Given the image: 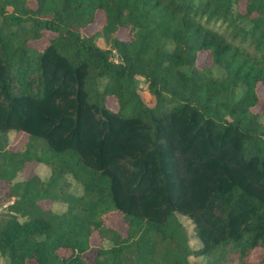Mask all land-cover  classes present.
<instances>
[{
  "label": "trees",
  "instance_id": "1",
  "mask_svg": "<svg viewBox=\"0 0 264 264\" xmlns=\"http://www.w3.org/2000/svg\"><path fill=\"white\" fill-rule=\"evenodd\" d=\"M199 52L208 63L197 65ZM257 82L264 0H0V181L12 197L0 213L3 264H249L264 248ZM11 130L28 134L23 149L8 146ZM27 161L49 176L14 180ZM114 211L125 235L107 223ZM94 232L110 244L92 245Z\"/></svg>",
  "mask_w": 264,
  "mask_h": 264
},
{
  "label": "rangeland",
  "instance_id": "2",
  "mask_svg": "<svg viewBox=\"0 0 264 264\" xmlns=\"http://www.w3.org/2000/svg\"><path fill=\"white\" fill-rule=\"evenodd\" d=\"M102 18H103L102 11L96 10V13H95L96 21L94 23L87 25L85 27V29L88 32L93 31L94 29H96L99 26V24L102 21ZM119 34H120V36H126L125 32H120ZM51 35H53V33L49 32L47 36L35 41L34 43L36 44V46L42 47L47 42L49 36H51ZM95 42L103 48L107 47V44L103 41L102 37H96ZM112 52L114 53V55H112L111 58L116 60L117 59L116 52L114 50H112ZM208 61H209V58H208L207 53H205V52H202V53L199 52L198 53V57L196 60L197 65H204V64L208 63ZM136 78H137V85H136L135 89H136L137 93L139 94L141 99L147 105L153 106L156 99H155L154 94L152 92H150V90H149L148 80L143 78V76H141V75H136ZM256 90H257V93L259 96L258 102L256 103L255 106L251 107L255 111L260 110L263 103H264V83L257 82ZM105 101H106V104L109 107H111L112 109L118 108V103H117V100L114 96L107 95ZM165 103H168V102L165 101ZM260 120L262 122H264V115L262 117H260ZM27 141H28V134L24 131L11 130L8 132V144H9L8 146L13 150L23 149L25 147ZM32 174H38L41 178L46 179L50 174V166L48 164L42 163V162L27 161L24 164L23 169L19 173H17L14 180L23 179V178H26ZM68 179L70 182L69 190L74 192V193H81V191H82L81 184L78 183L70 175H68ZM7 192H8V183L1 180L0 181V213L5 211V209L7 208V205L12 200V197H8ZM39 202L44 208H51V209L58 211V212L63 211L66 208V204L62 201H51L49 199H42ZM177 216H178L179 220L185 225V227L187 229L188 243L190 244V246L192 248H198L200 246V241L197 238V236L195 235V231H194V227H193L194 225H193L192 221L185 215L178 214ZM106 220H107L108 224L119 229L122 232V234H124V235L126 234V224H125L123 217H122V214L120 212L114 211L111 213H107ZM90 238H91L92 245L107 246L110 244L109 241L99 238V236L97 235L96 232H94ZM263 254H264V248L254 247L251 250V252L247 258V260L250 262L249 264H263L260 261ZM189 259H190L192 264H205L204 258L202 256L190 255ZM4 262H5V258L0 255V263L3 264Z\"/></svg>",
  "mask_w": 264,
  "mask_h": 264
}]
</instances>
